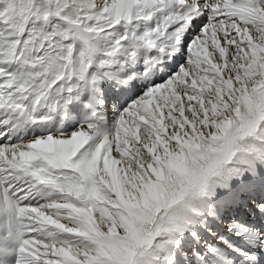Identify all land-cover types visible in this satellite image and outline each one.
<instances>
[{
	"label": "snow or ice",
	"instance_id": "obj_1",
	"mask_svg": "<svg viewBox=\"0 0 264 264\" xmlns=\"http://www.w3.org/2000/svg\"><path fill=\"white\" fill-rule=\"evenodd\" d=\"M0 264H264V0H0Z\"/></svg>",
	"mask_w": 264,
	"mask_h": 264
}]
</instances>
